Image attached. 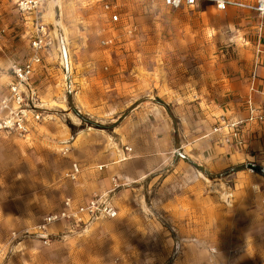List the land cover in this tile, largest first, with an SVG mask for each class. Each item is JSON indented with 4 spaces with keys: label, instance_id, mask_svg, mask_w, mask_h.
I'll return each instance as SVG.
<instances>
[{
    "label": "rangeland",
    "instance_id": "obj_1",
    "mask_svg": "<svg viewBox=\"0 0 264 264\" xmlns=\"http://www.w3.org/2000/svg\"><path fill=\"white\" fill-rule=\"evenodd\" d=\"M50 1L43 19L56 42L50 58L55 57L57 64L50 63L35 80L45 100L39 110L41 132L32 145L0 135V264H240L239 249L229 241L227 230L220 229L218 214L208 213L209 198L217 196L215 203L220 205L214 207L226 210L229 205L217 191L228 185L242 187V175L256 172L242 167L243 173L235 176L230 171L212 182V190L186 168L183 152L176 151L162 156L164 167L155 173L161 175L156 183L148 188L145 180L134 189V159L153 160L151 150L139 149L150 138L141 113L156 92L151 86L190 90L206 73L196 54L200 47L192 32L197 26H187L193 11L171 10L157 0H121L116 4L118 20L113 22L82 0H59L54 8ZM9 3L10 11L1 18L14 20L10 27L15 35L11 37L0 23L5 31L0 49L7 56L26 43L21 17ZM52 13L66 48L67 74ZM157 105L164 106L159 101ZM60 132L70 146H60L64 136ZM65 147L68 152L63 154ZM73 163L80 168L75 181L65 177ZM113 180L119 185L114 191ZM103 182L112 184L104 200L117 210L115 219L97 217L79 228L53 224L47 229V243L31 233L44 217L61 211L63 201L73 199L76 190L89 196ZM196 185L203 205L181 208L184 198H195ZM258 187L250 191L264 189ZM163 203L169 207L164 209ZM9 215L17 221L4 225L1 219ZM225 243V249L216 247ZM220 253L225 255L220 258Z\"/></svg>",
    "mask_w": 264,
    "mask_h": 264
},
{
    "label": "crops",
    "instance_id": "obj_2",
    "mask_svg": "<svg viewBox=\"0 0 264 264\" xmlns=\"http://www.w3.org/2000/svg\"><path fill=\"white\" fill-rule=\"evenodd\" d=\"M220 1L253 5L256 0ZM189 8L193 11V20L186 19L187 26H197V31L192 33L196 36L200 48L195 49L196 54L201 55L202 71L206 73L201 76L199 84L190 90L179 92L168 87L164 89L163 85L151 86L152 91L156 92L151 100L147 99L149 101L145 104L148 107L145 110L146 115L141 113L146 119V136L150 138H147V146L139 149L151 150L153 160L134 159V169L137 170L134 172V189L141 188L140 185L145 180L146 183L148 181V188L156 183L161 175L155 173L164 167L162 156L165 159L166 155H172L176 151L183 152L181 158L187 162L186 168L195 171V177L203 178L212 190L215 189L212 182L230 171L237 176L243 173L239 168H246L249 164L257 167L261 173L253 175L248 171L249 174L242 175L245 178L242 187L233 188L228 185L222 191H217V195L222 194L229 205L226 210H217L214 207L217 205L219 208L220 205L215 203L217 196L210 197L209 204L212 205L209 206L208 213L218 214L220 229L227 230L229 241L235 242L239 249L238 263L264 264V235L261 233L264 231V189L256 193L250 191V187L264 188V121H258L255 117L264 116V16H259L250 9L233 6L218 10L211 1H199ZM8 11L9 0H0V23L3 27L7 26L12 37L16 33L14 26L10 27L14 20L1 18ZM41 20L44 23L43 14ZM20 23L24 28L22 40L26 41L20 46L21 50L16 48L12 54L8 52L7 56L0 49L4 56L3 59L0 58V65L4 67V70L0 71V97L12 82L8 71L10 60L24 62L28 57L26 50L29 51L28 34L31 32V24L22 18ZM55 28L60 36L59 23L55 24ZM50 63L57 64V59H44L43 66L36 69L32 80L41 104L45 100L39 91L40 83L35 84V80L44 71H48ZM156 87L159 88L155 90ZM154 97L158 100L155 101ZM161 97H165V100ZM79 99L81 103L83 98ZM158 101L163 102L164 106L157 105ZM248 109L253 110L252 116ZM238 121L242 124L237 128L236 136L222 125ZM40 126L41 123L34 126L29 137L21 142L32 145L34 137L41 132ZM214 128H218V132H213ZM60 133L64 135V132ZM6 136L15 137L7 134ZM65 136H62L60 146L71 145ZM154 137L158 139L155 141ZM127 186L129 184L121 185L122 188ZM194 188L195 198H184L181 208L203 205L201 196H197L201 191L200 187L196 185ZM96 189L98 192L89 196L83 189L76 190L77 194L70 199L76 205L86 203L94 196L105 199L107 193L112 190V184L103 182L98 184ZM163 207L166 209L169 204L163 203ZM12 220L17 221L15 215L2 217L1 222L7 225V222L10 224ZM241 223H247L248 226H241ZM224 236L223 239H226V235ZM225 246L226 243L216 244V247L223 249ZM223 255L225 254L220 253V258Z\"/></svg>",
    "mask_w": 264,
    "mask_h": 264
},
{
    "label": "built area",
    "instance_id": "obj_3",
    "mask_svg": "<svg viewBox=\"0 0 264 264\" xmlns=\"http://www.w3.org/2000/svg\"><path fill=\"white\" fill-rule=\"evenodd\" d=\"M87 6H96L103 13L109 15L113 22L118 20L116 4L121 0H82ZM148 1V0H135ZM162 6L171 10H178L182 7H193L199 1L214 2L218 10H224L227 6L243 9H250L259 16H264V0H256L253 5H245L233 1L220 0H157ZM16 13L31 24V32L28 34L29 56L24 62L11 59L8 71L12 82L7 86L3 95L0 97V133L15 136L19 139L29 137L34 126L42 121V114L39 111L42 104L39 100L37 89L32 82L36 69L43 66L44 59L55 54V39L46 24L41 20L43 9L47 0H11ZM5 31L0 29V45L4 40ZM102 45H108L109 41H102ZM250 116L253 110L248 109ZM258 121H264V116H255ZM221 121L222 118H221ZM242 124L241 121L222 124L233 132L236 136L237 128ZM214 128L213 132H218ZM128 152L129 149L125 148ZM68 152V148L63 149V154ZM102 170V167L98 168ZM80 173L77 163L71 164L65 177L75 181ZM119 185L113 180V191ZM118 213L116 209L104 200V197L94 196L86 203L76 205L70 198L63 201L61 211L50 214L42 221L31 228V233L38 236L47 243V229L56 223H63L72 228H79L97 217L105 219H115ZM26 231L25 233H27ZM15 237V234H12Z\"/></svg>",
    "mask_w": 264,
    "mask_h": 264
},
{
    "label": "water",
    "instance_id": "obj_4",
    "mask_svg": "<svg viewBox=\"0 0 264 264\" xmlns=\"http://www.w3.org/2000/svg\"><path fill=\"white\" fill-rule=\"evenodd\" d=\"M59 47L61 50V57L63 59V63H64V68H65V73H68V61H67V53H66V48H65V44H64V40L62 38V36H59ZM247 169L254 171L256 173H261L262 171L260 169H258L257 167L249 164L247 166Z\"/></svg>",
    "mask_w": 264,
    "mask_h": 264
},
{
    "label": "bare ground",
    "instance_id": "obj_5",
    "mask_svg": "<svg viewBox=\"0 0 264 264\" xmlns=\"http://www.w3.org/2000/svg\"><path fill=\"white\" fill-rule=\"evenodd\" d=\"M58 1L59 0H51L49 3L51 5L50 7L54 8L58 4ZM50 16L53 18V22L56 24L57 22L54 19V14L52 13L50 14Z\"/></svg>",
    "mask_w": 264,
    "mask_h": 264
}]
</instances>
